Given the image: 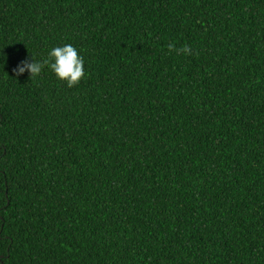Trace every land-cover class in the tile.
Segmentation results:
<instances>
[{
	"label": "trees",
	"instance_id": "16d2710c",
	"mask_svg": "<svg viewBox=\"0 0 264 264\" xmlns=\"http://www.w3.org/2000/svg\"><path fill=\"white\" fill-rule=\"evenodd\" d=\"M63 44L78 85L15 77ZM0 230V264H264V0H0Z\"/></svg>",
	"mask_w": 264,
	"mask_h": 264
},
{
	"label": "clouds",
	"instance_id": "9594fccd",
	"mask_svg": "<svg viewBox=\"0 0 264 264\" xmlns=\"http://www.w3.org/2000/svg\"><path fill=\"white\" fill-rule=\"evenodd\" d=\"M84 64V57L75 46L63 44L53 47L47 56L39 61L30 53V56L19 61L12 71L17 78L25 73L34 78L41 75L47 67L58 80L66 82L68 87H73L86 75Z\"/></svg>",
	"mask_w": 264,
	"mask_h": 264
},
{
	"label": "rangeland",
	"instance_id": "374dc122",
	"mask_svg": "<svg viewBox=\"0 0 264 264\" xmlns=\"http://www.w3.org/2000/svg\"><path fill=\"white\" fill-rule=\"evenodd\" d=\"M1 228H2V226H1ZM1 231V230H0Z\"/></svg>",
	"mask_w": 264,
	"mask_h": 264
}]
</instances>
